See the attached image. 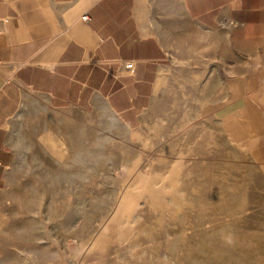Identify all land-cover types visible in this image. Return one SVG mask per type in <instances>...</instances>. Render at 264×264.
<instances>
[{
    "label": "rangeland",
    "instance_id": "obj_1",
    "mask_svg": "<svg viewBox=\"0 0 264 264\" xmlns=\"http://www.w3.org/2000/svg\"><path fill=\"white\" fill-rule=\"evenodd\" d=\"M195 59L170 57L137 127L100 102L21 92L0 133V264H264V164L205 117Z\"/></svg>",
    "mask_w": 264,
    "mask_h": 264
},
{
    "label": "crops",
    "instance_id": "obj_2",
    "mask_svg": "<svg viewBox=\"0 0 264 264\" xmlns=\"http://www.w3.org/2000/svg\"><path fill=\"white\" fill-rule=\"evenodd\" d=\"M0 18V133L23 90L57 105L100 102L137 127L163 89L167 61L188 53L197 57L195 96L207 104L205 117L220 118L264 164V0H0ZM10 154L0 139V186Z\"/></svg>",
    "mask_w": 264,
    "mask_h": 264
},
{
    "label": "built area",
    "instance_id": "obj_3",
    "mask_svg": "<svg viewBox=\"0 0 264 264\" xmlns=\"http://www.w3.org/2000/svg\"><path fill=\"white\" fill-rule=\"evenodd\" d=\"M82 19L85 20L86 22H89L91 20V16L88 13H86L82 16ZM4 22H5V19L0 18V24H4ZM133 66H134L133 62L126 64V68L128 69H132Z\"/></svg>",
    "mask_w": 264,
    "mask_h": 264
},
{
    "label": "bare ground",
    "instance_id": "obj_4",
    "mask_svg": "<svg viewBox=\"0 0 264 264\" xmlns=\"http://www.w3.org/2000/svg\"><path fill=\"white\" fill-rule=\"evenodd\" d=\"M51 141H52V140H51ZM52 144H53L54 147L57 146V145H56V142H55L54 140L52 141Z\"/></svg>",
    "mask_w": 264,
    "mask_h": 264
}]
</instances>
